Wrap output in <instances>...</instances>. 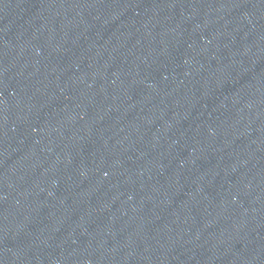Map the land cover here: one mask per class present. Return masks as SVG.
I'll return each mask as SVG.
<instances>
[{"label":"water","instance_id":"95a60500","mask_svg":"<svg viewBox=\"0 0 264 264\" xmlns=\"http://www.w3.org/2000/svg\"><path fill=\"white\" fill-rule=\"evenodd\" d=\"M264 10V0H0V142L131 67Z\"/></svg>","mask_w":264,"mask_h":264}]
</instances>
